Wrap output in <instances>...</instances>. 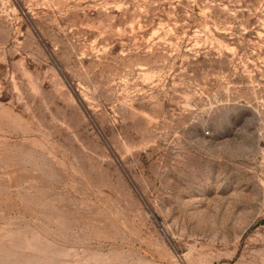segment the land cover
<instances>
[{"label":"rangeland","instance_id":"rangeland-1","mask_svg":"<svg viewBox=\"0 0 264 264\" xmlns=\"http://www.w3.org/2000/svg\"><path fill=\"white\" fill-rule=\"evenodd\" d=\"M0 264H264V0H0Z\"/></svg>","mask_w":264,"mask_h":264}]
</instances>
